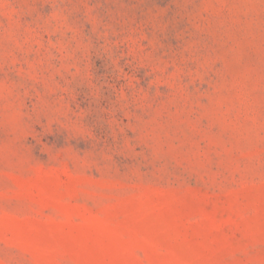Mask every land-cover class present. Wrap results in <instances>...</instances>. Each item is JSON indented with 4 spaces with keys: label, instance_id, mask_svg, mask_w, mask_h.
I'll use <instances>...</instances> for the list:
<instances>
[{
    "label": "rangeland",
    "instance_id": "obj_1",
    "mask_svg": "<svg viewBox=\"0 0 264 264\" xmlns=\"http://www.w3.org/2000/svg\"><path fill=\"white\" fill-rule=\"evenodd\" d=\"M0 264H264V0H0Z\"/></svg>",
    "mask_w": 264,
    "mask_h": 264
}]
</instances>
